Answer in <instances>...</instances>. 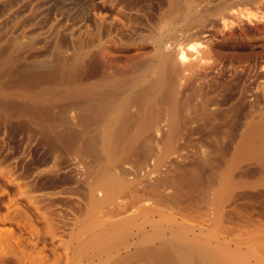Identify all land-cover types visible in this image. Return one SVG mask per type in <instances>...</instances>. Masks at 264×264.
<instances>
[{
  "label": "rangeland",
  "instance_id": "374dc122",
  "mask_svg": "<svg viewBox=\"0 0 264 264\" xmlns=\"http://www.w3.org/2000/svg\"><path fill=\"white\" fill-rule=\"evenodd\" d=\"M159 1L0 0V264H153L147 250H172L185 234L264 264V0L199 2L208 11L193 31L206 57L191 52L161 106L202 105L208 122L189 111L177 127L185 134L123 152L86 131L89 114L79 117L81 90L90 102L101 77L99 51L152 47L169 2ZM224 6L233 8L212 14ZM126 223L134 228L118 233Z\"/></svg>",
  "mask_w": 264,
  "mask_h": 264
},
{
  "label": "bare ground",
  "instance_id": "6f19581e",
  "mask_svg": "<svg viewBox=\"0 0 264 264\" xmlns=\"http://www.w3.org/2000/svg\"><path fill=\"white\" fill-rule=\"evenodd\" d=\"M168 1H167L168 2L167 4H166L165 0H160L158 2V4L160 5V7H164L165 8L164 4H166L167 5V10H166L165 13L164 12H162L161 14H160V12H158L159 14L157 13L158 14L157 15L158 22L156 21L157 24H156V22L154 23V24H156L155 25V33H154L155 35H153L152 39L150 38L151 39L150 40L151 43H148L152 47H150V48L149 47H146L145 45L142 44V42L144 43L145 41H142L141 44H140V46L138 45V48H136L135 50H133L131 52V54H133V55H130L129 54L127 56V55H125V54H127L126 53L127 51L124 53V52H120L118 49H117L118 51H115V50H111L110 49V50H108V52H106L107 50L105 49L106 51L104 50V53L105 52L107 53L106 56L103 55L102 52H100V51H99V53L97 52L99 54V56H102V57H99L97 55L98 57H96V60H97L98 64H100L101 67H102L101 70H100L102 73H99V74H101V77L98 76L100 79H97L98 77L96 78L97 81H95V83L93 85L94 86L93 91L92 90L91 91L89 90L90 91V94H92V96H90L91 97V101L90 102H86V99H87V101L89 99L85 97V92H86L85 91V87H84V89L81 88L82 90L80 89L82 92H81V95H80V97H81V100H80V103H81V107H80L81 108V114H80L79 117L82 118V120H84V119H86L85 117H87V115L89 114L88 117H89V119H91V121H89V122H90V125H91L92 128L89 129V130H86V131H89V132L91 131L90 133H92V135L91 134L90 135L92 137H94V139L96 138L97 140L99 139L100 141L102 140V141L110 144L112 147L115 148V150L117 148H119V149H122V151L123 150L124 151L125 150H129L130 151V149H131V151H133L134 149H136L135 145H138L139 144L138 146H141L143 142H144L143 144H145V142L147 144L150 140H153V139L157 140L159 138L160 140H163L162 138H165L166 140L167 139L170 140L173 137H175L176 135H178V134L180 135V133L181 134L183 133L182 131L180 132V128L183 125H181L179 128H177L178 127V124H181L182 122L185 123V122L191 121V118L190 117L192 115H191V112L189 113V111H192L193 110L192 114H194L197 110L199 112L201 110H203V109H199L202 106V105L200 106L199 104H202L203 103V100L202 101L200 100L201 103L199 102V104H197L198 103L197 102L198 100H196V99H198L197 97L195 99L196 102H197L196 104L200 106V107H197V105H196L197 110L193 109V107L191 109L190 105H189V107H190L191 110H188V107L185 108L186 104L184 106L183 105V102H181L182 105L180 104L181 105L180 107L177 106L179 108L178 111L176 109L175 110L173 109L178 114H175L173 110H170L169 108H166L167 106H165V105H164L165 107L164 106H161L164 103L165 97L168 96L171 93V90L173 89L171 87H173V86L176 87L174 84L177 82L178 78L180 79V73H181L180 71L182 69L181 66L187 65L186 63L189 61V59L191 58V56H195L194 54H191V52L192 53L193 52L194 53L196 52L197 53L196 56H198V58L201 57L200 60H202V62H203V57H206L202 53V52H204L203 51L204 49H201L204 46V44L198 42L199 38H201L200 37L201 36V32L199 31L200 33H197L196 31L194 32L193 30L194 29H197V27L199 28V26H201V25H199V23L201 21H205L206 20V19L205 20L203 19L204 18L203 17L204 16L203 13H205L208 10H206V11L203 12V10H202L203 8H201L200 7L201 5H199V2L201 4V0H168ZM223 3H225V2H223ZM219 5H220V3H219ZM168 6H169V8H168ZM206 6H207V4H206ZM231 6H233V5H231ZM199 7L201 9H199ZM211 7H213V6H211ZM214 8H216V7H214ZM161 9L163 10V8H161ZM165 9H164V11H165ZM227 9H230V7L229 6H227V7L224 6L222 9L212 10V14L214 13L213 15H220V14H223L224 11H227ZM204 10H205V8H204ZM216 11H218L220 14L219 13H216ZM228 14L229 13H227V15ZM227 15H225V16L227 17ZM223 19H225V18L223 17ZM224 22H226V20ZM206 23H208V20H207ZM225 26H226V24H225ZM199 29H201V28H199ZM153 31H151V32H153ZM212 32H213V30H212ZM141 38H139V39H141ZM146 40H148V39L146 38ZM134 41H136V40H134ZM135 43L136 42H134V44ZM208 43H210V42H208ZM210 46L213 47L212 44H210ZM208 47H209V44H208ZM104 48H106V47H103V49ZM216 50H215V52H216ZM171 51L172 52L175 51L176 53L173 54ZM213 52H214V50H213ZM212 53H211V55H212ZM190 54H191V56H189ZM206 55H207V53H206ZM209 56H210V54H209ZM216 56H217V54H216ZM210 57H212V56H210ZM205 59H207V58H205ZM196 60H197V58H196ZM97 62H96V64H97ZM236 63H238V62H236ZM188 64H189V62H188ZM192 65L189 66V68L190 67L192 68ZM231 66H233V65H231ZM195 67H197V66H195ZM195 67L193 66V68H195ZM202 67H203V65H202ZM200 69L201 70H204V69L201 68V66H200ZM187 70H189L188 73L192 72L191 69H187ZM187 70H183V72L184 71L186 72ZM194 70H196V68ZM197 71H198V68H197ZM197 71H195L196 72V75H198L197 74ZM195 72L190 73L191 76L190 75H187V77H189V76L192 77L193 76L192 74H194ZM200 72L201 71H199L198 73L200 74ZM201 73H203V72H201ZM182 74L183 73H181V75ZM184 74H183V76H184ZM202 75H204V73ZM198 77H199V75H198ZM185 78H186V76H185ZM204 78H205V76H204ZM204 78H202L203 81H204ZM192 79H193V77L190 80H192ZM179 81L180 80H178V82ZM184 85L186 86V84H184ZM188 85H189V81H188ZM202 85L203 84H201V86ZM192 86H191V88L193 89V87H195V86H193V87ZM203 87H205V86L203 85ZM195 88L197 89V87H195ZM214 88H216V87H214ZM187 89H190V88H187ZM199 89L202 90L203 88H199ZM183 91L186 94V91L185 90H183ZM183 91H181V92L183 93ZM175 93H177V92H175ZM180 93L179 94L177 93L178 96L179 95L182 96V93L181 94ZM196 93H199V91L196 92ZM204 93L206 94L207 92L205 91ZM194 94L195 93L193 92V94H190V95H193L194 96ZM86 95H87V97H89L88 96V93ZM171 95L169 96L170 98L172 97ZM202 95H203V93L201 92V95L200 96H202ZM178 96L176 95V100H178L177 99ZM195 96H197V95L195 94ZM206 96H207V94L205 95V97H202L200 99L207 98ZM173 97L171 99H174ZM170 98L168 99L169 100L168 102H170ZM186 98H184L182 101L185 100V102H186ZM181 99L179 98V102H180ZM204 100H206V99H204ZM165 102H166V100H165ZM88 104L90 105V108H88V110L90 109L89 110L90 111L89 113L86 110L87 109L86 106ZM176 104L177 103H175V105ZM193 104H194V102L192 101V105L191 106H193ZM204 104L205 103H203V105ZM169 105H170V107H172L171 103ZM207 106L208 105H206V108H208ZM196 107H194V108H196ZM206 108L204 106V109H206ZM205 111L206 110H204V113H205ZM200 114H202V113L200 112ZM208 114L209 113H207V115ZM211 114L215 115L214 113H211ZM195 115L196 114H194L193 117ZM198 115L199 114H197V116ZM88 117H87V119H88ZM201 117H202V119L204 120V123H205V122H208V121H205L206 118L211 117V116L208 115V117H206V114H202ZM188 118L190 120H187ZM194 118L197 119L198 117L195 116ZM202 119H198L196 121H199V120H202ZM213 119L214 118H212L210 120L212 121ZM84 122L83 123L86 124V121H84ZM216 122H218V121H216ZM162 123L166 126V128L162 127ZM192 124H194V123H192ZM187 125H190V124H187ZM191 126L192 125H190V127ZM258 127L259 126H257V128ZM84 128L85 127H83V132L85 130ZM88 128H90V127H88ZM251 128H252V126H251ZM181 129H184V127H182ZM261 129H262V126H261ZM186 130H190V129L186 128ZM258 130H259V128H258ZM263 130H264V128L261 130V132ZM86 131H85V133H86ZM256 131H253V132H256ZM187 132H189V131H187ZM263 132H262V135H263ZM189 133L188 134L186 133V135H189ZM251 133H252V131H251ZM183 134H185V132ZM259 134H261V133L259 132ZM245 135H248V134H245ZM255 135H257V134H255ZM248 137H250V136L248 135ZM244 138H246V137L244 136ZM255 138L256 137H253L254 140H255ZM263 139H264V137H263ZM263 139H262V141H263ZM160 140H158V141L161 142ZM173 140H174V138H173ZM248 141H250V140H248ZM253 142L254 141L250 142V143H252V146H253ZM245 143H247V142H245ZM248 144H249V142H248ZM133 145H134V147H132ZM249 145H251V144H249ZM249 145H248V147H251L252 148V146H249ZM142 146H141V148H142ZM243 146H245V145H242V148L241 149H243ZM105 147H107V146H105ZM148 147H149V145L147 144V146L145 147V149L144 148L143 149L147 151L148 150ZM107 148H109V146ZM132 148H133V150H132ZM150 148L151 147H149V149ZM245 148L246 147H244V149ZM138 150H140V149H138ZM246 150H248V148H246ZM246 150H244V152ZM158 210L160 211V209H158ZM144 213H146V212H144ZM127 223H126V225H124V224H122V225L121 224L120 225L119 224L116 225V228H115L116 231L119 230L118 233H122V234L125 235V233L128 232V229L134 228V226L132 228H131V226H130V228H129V226L127 227ZM134 223H136V222H134ZM97 224L99 225L100 223L98 222V223H95L94 225L90 224L89 225L91 227L90 230H92V227L93 226L94 227L97 226ZM116 224H117V222H116ZM100 225H103V224H100ZM94 227H93V230H95L96 228L98 229V227H95V229H94ZM100 228H102V227L100 226ZM102 233H104V232H102ZM112 233H114V232L112 231ZM180 233L181 232H179V234ZM92 234H93V232H92ZM130 234H131V232H130ZM116 235H115V238L117 237L118 239H120L118 237L119 235L118 236H116ZM188 235H189V233H188ZM113 237H114V235H113ZM111 238H112V235H111ZM97 241L95 240V242H97ZM110 241H109V244H111ZM150 241H152V239ZM199 241H198V239L189 238L186 234L185 235H174V239L171 242V244L175 246L174 249H172V248H171L172 250H168V249H165L164 250L163 249V250H159V251H157V250L155 251L153 249L152 250L150 249V251H148V250L146 251V254L145 255L150 256L152 258L151 260L153 261V264H191V263L194 264L195 262H197V264H199V262L201 261L200 259H203L204 264H247L246 260L248 258L245 259L244 256H242L236 250L231 251V250H228L227 248H224V247H221V248L215 247V248H213V247H211L209 245H205L206 243L203 245L202 243H204V242L201 241L199 243ZM88 242H87V244H88ZM107 242H108V237H107ZM99 243H100V241H99ZM103 244L104 243L102 242V245ZM94 245H95V243H94ZM98 245L100 246V244H98ZM121 245H123V244H121ZM214 245H215V242H214ZM107 247H108V243H107ZM111 247H113V246L111 245ZM93 248H94V246H93ZM84 250H85V248H84ZM88 250H86V252ZM139 250H141V249H139ZM96 254H97V252H96ZM107 254H109L108 251H107ZM134 254H135V252H134ZM77 256H78V254H77ZM143 256H141V257H143ZM138 258H139V256H138ZM92 260H94V259H92ZM200 264H202V262H200Z\"/></svg>",
  "mask_w": 264,
  "mask_h": 264
}]
</instances>
